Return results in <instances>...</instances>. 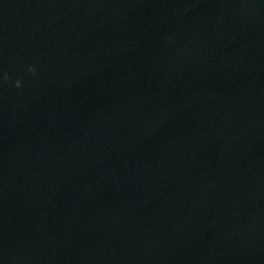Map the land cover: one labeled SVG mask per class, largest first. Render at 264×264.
I'll return each instance as SVG.
<instances>
[{"label": "water", "instance_id": "obj_1", "mask_svg": "<svg viewBox=\"0 0 264 264\" xmlns=\"http://www.w3.org/2000/svg\"><path fill=\"white\" fill-rule=\"evenodd\" d=\"M0 264H264V0H0Z\"/></svg>", "mask_w": 264, "mask_h": 264}, {"label": "clouds", "instance_id": "obj_2", "mask_svg": "<svg viewBox=\"0 0 264 264\" xmlns=\"http://www.w3.org/2000/svg\"><path fill=\"white\" fill-rule=\"evenodd\" d=\"M29 71H32V69L30 68Z\"/></svg>", "mask_w": 264, "mask_h": 264}]
</instances>
